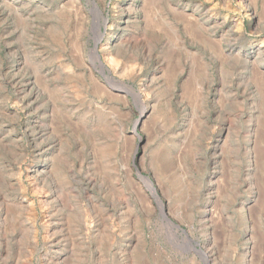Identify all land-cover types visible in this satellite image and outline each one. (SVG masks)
<instances>
[{
	"label": "rangeland",
	"instance_id": "374dc122",
	"mask_svg": "<svg viewBox=\"0 0 264 264\" xmlns=\"http://www.w3.org/2000/svg\"><path fill=\"white\" fill-rule=\"evenodd\" d=\"M0 264H264V0H0Z\"/></svg>",
	"mask_w": 264,
	"mask_h": 264
},
{
	"label": "bare ground",
	"instance_id": "6f19581e",
	"mask_svg": "<svg viewBox=\"0 0 264 264\" xmlns=\"http://www.w3.org/2000/svg\"><path fill=\"white\" fill-rule=\"evenodd\" d=\"M145 6V5H144ZM199 36V35H198ZM217 45V44H216ZM53 107V106H52ZM51 117V116H50ZM224 167V166H223ZM227 173V172H226ZM147 180V179H146ZM150 183V182H149ZM150 187V186H149ZM153 189V188H152ZM157 201V200H156ZM159 204L161 205L160 201L158 200ZM162 206V205H161ZM168 225V224H167ZM220 231V230H219Z\"/></svg>",
	"mask_w": 264,
	"mask_h": 264
}]
</instances>
